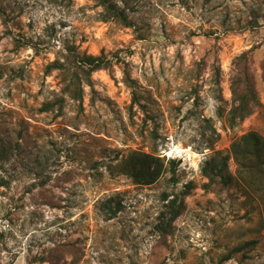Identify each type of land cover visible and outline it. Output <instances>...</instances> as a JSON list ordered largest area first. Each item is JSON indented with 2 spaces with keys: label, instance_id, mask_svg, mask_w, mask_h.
Segmentation results:
<instances>
[{
  "label": "rangeland",
  "instance_id": "rangeland-1",
  "mask_svg": "<svg viewBox=\"0 0 264 264\" xmlns=\"http://www.w3.org/2000/svg\"><path fill=\"white\" fill-rule=\"evenodd\" d=\"M114 2L130 27L103 21L95 0H0V264H264V188L238 177L230 152L248 132L264 139V0ZM67 45L118 62L91 74L81 105L66 97L61 113H42L61 89L46 66ZM243 53L257 102L231 126ZM134 151L162 161L155 183L122 173ZM216 153L234 178L222 192L201 175ZM187 187L161 235L160 214ZM110 200L120 209L106 220Z\"/></svg>",
  "mask_w": 264,
  "mask_h": 264
},
{
  "label": "trees",
  "instance_id": "trees-1",
  "mask_svg": "<svg viewBox=\"0 0 264 264\" xmlns=\"http://www.w3.org/2000/svg\"><path fill=\"white\" fill-rule=\"evenodd\" d=\"M95 1L104 10L102 15L103 21L115 20L122 23L125 27L131 26L124 10L117 6L114 0ZM5 21V18L1 17V22L5 24ZM65 49L66 55L62 62L57 59L46 66V76L53 71L61 73V89L59 96L55 97L52 101L50 100L42 104L39 109L42 113L51 111L61 113L66 102V97L81 105L83 102V84L91 86V74L99 70L109 72L112 69L113 62H118V60L113 59L112 55L111 57L104 54L94 56L83 53L81 55L74 46L69 45L65 46ZM246 60L247 57L244 53L234 60L235 72L230 85L233 105L227 116V121L231 126L236 125V122L242 121L251 115L253 107L257 102L255 86L249 74ZM262 70L264 72V65ZM219 79V70L216 68L213 82L217 86H219ZM124 81L129 87L133 84L127 72H124ZM136 102L137 97L132 93V104ZM230 152L233 160L236 162L238 171H240L238 177L243 179V175L246 174L251 179V184L258 185V191L264 188V139L258 133L248 132L231 144ZM3 158L4 154L0 151V160ZM229 160L230 157L228 155L221 156L216 153L203 163L201 175L208 181L207 188L214 186L220 192L230 188L234 182V178L229 172ZM161 162L157 156L134 151L123 161L121 171L132 179L136 185L148 186L155 183L164 172V166ZM189 191L190 188L187 187L181 193L179 200L176 197L168 200L165 211L160 214V221L157 225L158 232L161 235L172 234V224L185 211L184 197H188ZM168 197L165 196L164 198L167 200ZM110 202L111 200L107 201L104 204L105 210H102L106 220L113 219L120 209L119 204H117V208L113 210ZM251 244V242L241 244L239 247L231 250L227 256L223 257L221 262L231 259L232 254L241 252Z\"/></svg>",
  "mask_w": 264,
  "mask_h": 264
}]
</instances>
